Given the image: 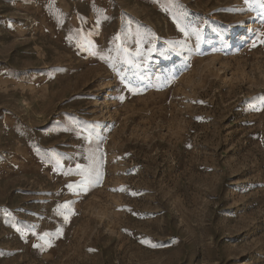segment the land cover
Here are the masks:
<instances>
[{
  "label": "rangeland",
  "instance_id": "374dc122",
  "mask_svg": "<svg viewBox=\"0 0 264 264\" xmlns=\"http://www.w3.org/2000/svg\"><path fill=\"white\" fill-rule=\"evenodd\" d=\"M261 32L260 0H0V264H264Z\"/></svg>",
  "mask_w": 264,
  "mask_h": 264
},
{
  "label": "snow or ice",
  "instance_id": "6c2138e0",
  "mask_svg": "<svg viewBox=\"0 0 264 264\" xmlns=\"http://www.w3.org/2000/svg\"><path fill=\"white\" fill-rule=\"evenodd\" d=\"M260 2H261V6L264 7V0H260ZM259 35H260V37L264 38V32H261ZM116 39L118 40L119 36H117ZM197 40L198 41H202V37L199 35V33H197ZM260 43L264 44V39H261ZM251 46L252 47H256L257 46L256 42L253 41ZM129 91H131V88H129ZM255 100L258 101V103H253L252 104L253 110H255V111H264V94H262L259 97L255 98ZM200 103H203V101H201ZM198 119H200V118H198ZM80 134H81V131H78L77 135H80ZM91 138H92L91 132H89L88 135L85 136V139L90 141ZM67 187L69 189H72L73 185L69 184ZM84 190H85V184L82 183L79 186V192H83ZM79 192L77 194H79ZM6 214L11 216L10 212H6ZM65 220H67V217H65ZM49 235H50L49 233H45L44 237H47ZM141 243H145V244H147L148 246H150L152 248L162 247V245L157 244V243H152L151 241H148V240L141 241ZM48 246H51L50 243L48 244ZM37 247H39V246H37Z\"/></svg>",
  "mask_w": 264,
  "mask_h": 264
}]
</instances>
